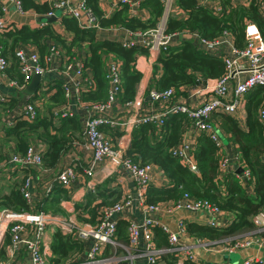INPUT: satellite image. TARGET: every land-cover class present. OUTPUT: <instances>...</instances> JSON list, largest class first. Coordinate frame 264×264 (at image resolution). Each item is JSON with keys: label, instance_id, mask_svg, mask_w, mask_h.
<instances>
[{"label": "trees", "instance_id": "trees-1", "mask_svg": "<svg viewBox=\"0 0 264 264\" xmlns=\"http://www.w3.org/2000/svg\"><path fill=\"white\" fill-rule=\"evenodd\" d=\"M18 1L23 13L32 12L37 17H43L51 10V4L58 0L49 4L39 3V0ZM208 1L217 3V15L199 7L197 0H174L176 8L183 17L169 18L163 29L164 33H196L198 37L210 40L226 32L232 37L233 45L241 49L244 45V24L251 23L257 28L264 44V14L258 9L260 0H244V4H238L237 0ZM85 2L96 19V27L83 28L75 20L60 16L59 23L64 35L56 33L52 24L48 23L39 29H31L25 25L21 27L7 25L0 30V51L5 61L3 75H6L17 87L20 85L26 87L27 82L22 81L14 58V51L19 47H35L41 58L44 55L48 56L49 45L55 47L62 55L59 65L61 71L72 59L75 60L82 55L83 76L91 81L92 88L82 89L77 103L80 106H92L101 104L106 99L108 87L106 66L110 61L117 64L120 89L117 101L119 107H122L134 98L135 88L141 76L135 65L139 57L147 56V50L141 46L125 48L115 40H99V29H107L111 26L131 32L153 29L162 15V7L158 0L140 1L137 9L147 14L146 20L142 21L138 14L130 16L125 5L117 7L108 16H104L98 7V0H85ZM2 9L3 7H0V16ZM154 65L153 75L156 70L159 75L153 77V83L148 90L152 89L158 93L171 90L175 99L184 95L185 89L193 86L197 79L215 81L223 74V62L220 57L205 54L189 41L179 42L164 51H158ZM36 89L32 94L26 91L28 95L25 99L27 104L34 105L33 120L16 119L4 132L7 137L15 139L17 154H23L29 145L40 148L42 167L49 169L55 166L74 142H83L82 121L80 115L72 113L59 119L57 124L53 123L55 117L51 112L52 108L65 104L62 79L56 78L48 84L41 82ZM263 99L264 88L260 86L245 95L244 130L227 115L217 113L211 115L216 127L222 130L223 134H227L236 145L238 165L235 169L241 171L245 169L249 172L248 181L253 184V195H248L244 184L235 177L241 172L235 173L232 169L226 175L220 173L219 153L208 137L202 133L191 137L192 146L189 155L196 172L189 171L177 157L172 155V151L179 146L182 137L187 133L189 123L184 115L168 114L162 118L159 127L153 122L134 127L123 153L132 164L154 166L167 181L163 187L147 185L144 203L153 205L175 202L183 195H187L190 199L205 201L219 212L232 216L230 223L225 227L182 223L183 233L192 240L204 241L211 246L223 243L230 246L248 237L264 241V231L257 232L258 228L253 223L255 217L264 215V140L263 127L258 118L259 111L264 108ZM19 103L15 98H7L1 105L5 110L17 111L22 117L24 104L20 106ZM100 130L106 139L109 137L113 142L120 135L118 128H111L108 125L101 126ZM111 181L112 178L106 179L95 187L93 195L87 194L84 204L75 205L76 211L88 214L89 218L83 222L94 224L99 208L111 205L120 198L121 194L116 187L107 188ZM21 183H17L9 194L0 196V208L15 212L30 211L35 208V205H28L18 192ZM52 193V199L48 197L42 200L36 205L35 211L51 212V214L58 212L55 205L60 198L66 197L65 191L57 186ZM127 225L128 223L122 220L116 222L115 240L122 245V248L115 249L106 245L102 248L100 258H107L109 254L123 257L127 253H137L138 250L128 248ZM150 229L154 248L162 251L158 256L162 264L200 263L181 259L180 256L169 253L166 236L160 228L152 226ZM7 243L8 237L5 236L0 246V261L3 262L6 261L3 247ZM83 248L79 241L72 240L69 235L55 230L50 239V257L47 259V264H72L74 261L69 262L66 259L71 253H74L75 259L82 258ZM110 249H114L115 252H110ZM118 264L128 263L121 261Z\"/></svg>", "mask_w": 264, "mask_h": 264}, {"label": "built area", "instance_id": "built-area-1", "mask_svg": "<svg viewBox=\"0 0 264 264\" xmlns=\"http://www.w3.org/2000/svg\"><path fill=\"white\" fill-rule=\"evenodd\" d=\"M111 1L110 10L104 12V16H108L121 5L127 7L130 16H136L138 3L142 0ZM237 1L238 4H244L245 2L244 0ZM7 2L16 13L23 14L18 0H7ZM158 2L162 7V15L157 26L153 29L144 32H131L111 26L107 29H99V31H112L111 40L118 41L125 48L133 46L144 47L147 50V55L153 57L156 56L158 51H164L179 42L189 41L205 54L220 57L223 62V74L214 81L210 91H205L208 93L205 98L202 95L205 90L203 83L200 79H197L193 86L185 89V97L183 99L179 100L180 97L176 99L172 97L171 90L158 93L151 89L141 98H133L132 101L119 107L117 95L120 89L117 79V64L109 61L106 66L108 87L105 101L92 106H80L77 103L79 92L82 89H91L92 83L83 76L82 55L75 60L72 59L60 72L64 78L62 79V91L65 104L52 108L51 112L55 117L53 123L56 124L59 119L72 113L83 115V118L81 117V136L83 139L81 145L89 153V158L84 162L85 165L82 171L83 175L88 178L86 185L89 192L92 193L93 189H95L94 174L96 172H101L105 179L117 172H121L132 181L133 188L131 191L120 192V198L111 205L100 207L94 224L78 222L74 215L73 217L69 216L61 219L42 211L15 212L7 208L0 209V246L5 236L8 237V243L3 247L6 261H2L0 264L14 263L16 254L19 252L24 254L27 264H47V259L50 257V241L44 238L47 227H52L53 232L57 230L62 234L69 235L72 240L79 241L83 247H86L83 248L85 250L82 253L83 257L80 258L82 260L75 259L72 264H103L107 259H97L102 253L103 247L107 245L112 248H122V245H119L115 240V227L118 220L128 223L126 227L128 248L138 251L135 254L127 253L123 257L114 258L116 263L127 261L128 264H162L158 259L162 251L156 250L151 240L150 227L152 226L160 228L166 236L169 253L176 254L181 259L194 263L199 262L188 253V250L193 246L192 244L179 243V236H186L183 233V220L176 222V231L171 232L166 226L151 217L158 213L171 214L175 211L204 214L208 217L206 225L214 227L219 225L217 218L222 213L209 203L190 199L187 195H183L175 202L145 204V188L150 184L152 174L159 170L151 165L139 166L132 164L124 157L123 153L130 141L132 129L138 124L153 122L156 127H159L162 118L166 115L181 114L186 117L189 127L179 146L172 151V155L177 157L189 171L196 172L195 165L189 155L192 146L191 137L202 133L208 137L219 153L218 168L220 173L222 174L225 169L229 171L235 169L238 165V156L235 153L229 155L223 153L222 143L217 136L218 129L210 121V118L213 113L230 117L238 116L237 109L244 102L245 95L257 86L264 88V44L257 28L251 23L244 24V45L241 49H237L233 45L232 37L226 32H222L220 36L210 40L200 38L196 33L166 34L163 31L166 21L169 18L181 19L183 15L176 8L174 0H158ZM197 2L199 7L208 9L217 15L216 2L208 0H197ZM258 9L264 14V0H260ZM55 11H59L60 16L75 20L80 27H96V19L87 7L85 0H58L53 2L51 10L43 17L54 16ZM4 12L5 9L3 8L2 14ZM43 25V23H40L38 27L41 28ZM6 26L0 17V30H3ZM218 46H226L229 57L215 53L214 48ZM47 51L48 56L44 55L43 58L34 49L19 47L14 51L16 69L24 83L28 82L33 76L42 77L56 58L58 61L61 60L62 55L55 47L49 45ZM4 68L5 61L1 57L0 51V74L2 76ZM242 72H246V75L243 78H238L237 75ZM229 80L234 81L232 86H229ZM8 86H13L18 90H23L24 88L23 85L17 87L12 81L8 82ZM6 99L0 97V104L6 102ZM19 105H23L24 115L20 117V113H14L11 126L16 119L22 118L31 121L34 118V105L27 104L26 101L19 103ZM262 105L264 107V99ZM118 108L121 111H117ZM73 109H76V111L72 112ZM116 113H119L120 117H113ZM258 118L263 127L264 140V108L259 111ZM103 125L118 128V131H120L115 148L100 130ZM40 150L34 145H29L23 154H11L7 162L11 166L23 169L37 168L47 172V170L42 168ZM235 177L244 182L248 180L249 172L242 169L241 174ZM76 178L73 168L64 166L44 185L42 198L39 201L32 198L30 193L31 182L27 176L21 177L20 182L22 183L18 188V192L28 205L33 206V204H40L42 199L44 200L43 197L50 193L54 183L67 190L75 182ZM133 207H137L138 220L128 217ZM262 231L264 230L258 229L257 232ZM197 243L200 247L209 245V243L204 241H198ZM253 243L258 246H264V241L248 237L242 241H236L230 246L225 245L224 248L228 254H231ZM252 263L264 264L263 261L256 259H247L241 264ZM198 264L203 263L200 262Z\"/></svg>", "mask_w": 264, "mask_h": 264}, {"label": "crops", "instance_id": "crops-1", "mask_svg": "<svg viewBox=\"0 0 264 264\" xmlns=\"http://www.w3.org/2000/svg\"><path fill=\"white\" fill-rule=\"evenodd\" d=\"M54 0H39V3H51ZM112 1L111 0H98V7L102 11V13L106 12L110 7ZM0 7H3L5 9V12L0 16L2 18V21L5 25H10L11 27H21L23 25L35 29L38 28V25L40 23L45 24V22L41 21L42 16H36L32 12H25L23 14H18L14 11L13 7L7 2V0H0ZM137 14L139 15L140 19L142 21H145L147 18V14L142 11H137ZM55 22L51 23L52 28L56 33L64 35V31L61 28V25L59 23V16H57L54 12ZM112 38V31H99L98 39H110ZM29 49H34L37 53V49L35 47H27ZM215 53H219L222 56L229 57L227 47H216L214 48ZM39 54V53H38ZM155 61V56H145V57H139L136 62V69L140 73V79L139 82L136 85L135 88V94L134 98L138 97L141 98L146 94L148 89H150L152 83H153V77H158L159 72L156 70L155 75H153V67ZM60 61L56 58L52 65L49 67L47 72H45L38 85L42 82L43 84H48V82H52L56 78L64 79L62 74H60L59 69ZM242 65V63H241ZM47 67V66H46ZM157 74V75H156ZM246 75V72H242L237 75L238 78H243ZM32 78V77H31ZM9 79L6 75L0 74V97L1 98H15L20 103H22L26 97V87L28 85H25L26 87L23 88V90H18L17 88L13 86H8ZM203 83V87L205 90L203 91L202 95L203 97L208 96V91L212 88L214 85L213 80H206L201 81ZM229 86H232L234 84L233 80L228 81ZM37 85V86H38ZM37 88V87H36ZM37 90V89H35ZM207 91V92H205ZM185 96L182 95L180 99H183ZM245 99V97H244ZM245 102V100H244ZM244 102L242 103L239 110H241L238 113V116L231 117L234 119L239 127L241 129H245L244 127V121H245V110H244ZM76 109H73L72 112H75ZM117 111H121L120 108L117 109ZM17 111L5 110L4 107L0 104V196L7 195L10 193V191L17 185V183L20 182L21 177L27 176L30 179L31 187H30V193L32 195V198L36 201H39L40 198H42L43 189L45 188L44 185L48 183V181L64 166L71 167L76 173V180L74 183L71 184V186L65 190V198H60L58 203L55 205V208L58 212H53L52 214L57 216L58 218L65 219L69 216L73 217L75 216L76 220L78 222H83V220H87L88 214L87 213H79L76 211L77 207L75 205H82L85 203V197L87 194L93 195V193L89 192V189L87 188V181L88 178L83 175L82 168L84 167V162H86L89 158V153L82 147L81 142H74L75 144H72L69 150L64 153L58 160V162L55 164L54 167H51L49 169L43 168L44 170H47V172L42 171L41 169L37 168H31V169H23L15 166H11L7 159L11 154L16 152V143L14 138L7 137L4 130L11 125V122L14 119V113ZM83 118V115L81 116ZM113 117L117 118L120 117L119 113H116L113 115ZM230 117V116H229ZM213 118H210V121H212ZM214 123V122H213ZM57 124V123H56ZM82 126V123H81ZM219 129V128H217ZM217 136L219 140L222 143L223 146V153L225 155L229 154H238L236 149V145L232 142L230 137L227 134H223L222 130L218 131ZM108 137V136H107ZM110 142V144L115 148L116 140L113 142L112 139L107 138ZM230 169V168H229ZM232 170V169H231ZM239 169H234L233 171L236 173ZM229 173L228 169H225L222 174ZM109 178H112V181L107 186L108 189L110 188H117L119 193L120 192H126L131 191L133 188L132 181L123 173L117 172L116 174L110 176ZM108 179V178H107ZM94 180L96 182L95 187L101 185L106 179L102 176L101 172H96L94 174ZM242 182V181H241ZM150 185L154 187H163L167 184V181L165 180V177L163 174H161L159 171H155L152 174V178L150 180ZM244 184V189L248 193V195H253V184L249 182L248 180L242 182ZM59 186L57 183H54L52 185V189L49 194H47L44 199H52V191L55 187ZM106 188V187H105ZM94 191V189H93ZM52 193V194H51ZM43 200V199H42ZM41 200V201H42ZM40 201V202H41ZM39 202V203H40ZM35 208L30 211H35ZM3 209V208H0ZM75 210V211H74ZM129 218L138 220L139 219V213L137 210V207H133L132 211L128 215ZM155 221L163 224L166 226L171 232L176 231V222L183 220V223H191V224H197V225H206V222L208 220V217L204 214H192L185 211H175L171 214L166 213H158L157 215L152 216ZM232 219V216L227 213H222L217 218L218 226L225 227L230 223V220ZM256 222V223H255ZM254 225L258 229L264 230V215H259L255 217L253 221ZM53 233L52 227H47L44 233L45 240L51 239V235ZM179 243H186L187 245H193L189 250L188 253L192 255V257L203 264H241L243 261L247 259H256L258 261L264 262V246H258L257 244H251L248 247L244 249H239L234 253L228 254L225 251V244H219V245H208L207 247H200L199 245L196 246L197 240H192L191 238H188L186 235L185 237L179 236ZM255 239V237H254ZM197 243V244H195ZM84 248H86L84 246ZM85 250V249H83ZM231 255H235V259L230 258ZM81 257L77 258L79 261ZM2 262V261H0ZM12 264H27V260L22 252H19L16 254V261Z\"/></svg>", "mask_w": 264, "mask_h": 264}, {"label": "rangeland", "instance_id": "rangeland-1", "mask_svg": "<svg viewBox=\"0 0 264 264\" xmlns=\"http://www.w3.org/2000/svg\"><path fill=\"white\" fill-rule=\"evenodd\" d=\"M110 10V8L107 10V11H109ZM55 14L57 15V16H59V11H55ZM241 110H239V109H237V112L239 113ZM75 211V210H74ZM48 214H51V212H47ZM256 223V222H255ZM197 242H198V240H197ZM119 245H120V243L119 242H117ZM195 244H197V243H195ZM196 246H198V244L196 245ZM119 247H116L115 249H118ZM110 252H115V250L114 249H110L109 250ZM100 258V256H98L97 257V259L98 260H102V259H99ZM117 259V258H120L119 256H117V254H115V256H113V255H111V254H109V256L107 257V258H104V259H107L106 261H104V263L103 264H118V263H116L115 262V259ZM230 258H231V260L232 259H235V255H231L230 256ZM49 259V258H48ZM74 259H75V255H74V253H71L70 255H69V257L66 259V261H69V262H71V261H74Z\"/></svg>", "mask_w": 264, "mask_h": 264}, {"label": "water", "instance_id": "water-1", "mask_svg": "<svg viewBox=\"0 0 264 264\" xmlns=\"http://www.w3.org/2000/svg\"><path fill=\"white\" fill-rule=\"evenodd\" d=\"M41 21L48 23V24H51V23L55 22V17L54 16L42 17ZM40 79H41L40 76H33L31 78L30 82L28 83L27 87H26V91L28 93L32 94L35 91ZM240 172H241V170L239 169L236 173H240Z\"/></svg>", "mask_w": 264, "mask_h": 264}, {"label": "bare ground", "instance_id": "bare-ground-1", "mask_svg": "<svg viewBox=\"0 0 264 264\" xmlns=\"http://www.w3.org/2000/svg\"><path fill=\"white\" fill-rule=\"evenodd\" d=\"M95 14V13H94ZM116 14V13H115Z\"/></svg>", "mask_w": 264, "mask_h": 264}]
</instances>
